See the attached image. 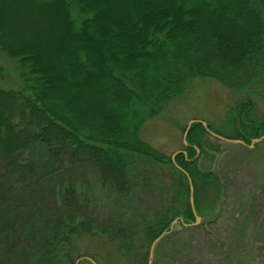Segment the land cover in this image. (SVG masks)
<instances>
[{
    "label": "trees",
    "instance_id": "trees-1",
    "mask_svg": "<svg viewBox=\"0 0 264 264\" xmlns=\"http://www.w3.org/2000/svg\"><path fill=\"white\" fill-rule=\"evenodd\" d=\"M0 53L19 78L0 88V264H76L94 234L123 262L150 264L174 221L205 227L191 228L217 203L201 209L200 195L221 180L184 154L179 170L141 137L196 81L239 95L225 138L264 137V0H0ZM80 163L96 198L65 175Z\"/></svg>",
    "mask_w": 264,
    "mask_h": 264
},
{
    "label": "rangeland",
    "instance_id": "rangeland-1",
    "mask_svg": "<svg viewBox=\"0 0 264 264\" xmlns=\"http://www.w3.org/2000/svg\"><path fill=\"white\" fill-rule=\"evenodd\" d=\"M0 66L5 70L0 88L16 89L19 78L15 64L0 53ZM239 99L238 94L214 81H196L180 99L171 103L155 120L143 127V141L171 159L183 151L187 153L186 159H203L201 168L213 171V175L221 180L223 186L222 192L220 189H211L200 195L201 209L208 207L212 210L213 203H217V210L212 211L215 216L211 217V212H206V216L197 213L200 221L197 223L195 218L193 225L197 224L191 228L203 223L206 226L199 231H183V226L175 225L170 233L162 237L164 239L170 236V241L164 239L165 244L158 247L161 239L155 246L153 262L157 258L161 264L166 261L173 264H264L260 259L256 261L257 255L261 254L260 245L264 241V137L251 142L233 140L239 143H232L231 139L223 141L212 136L201 124L205 123L218 136L225 138L234 135V128L229 122L232 119L237 121L235 104ZM255 100L257 117L264 120V102ZM195 125H201L206 134L195 129ZM238 127L240 128L239 123ZM189 136H196L198 144L190 143ZM257 140L258 142H254ZM176 159L178 158L172 161L176 163ZM175 166L180 170L177 163ZM65 175L80 182V188L82 186L83 191L93 198L99 196L98 187H95L97 177L86 163L73 166ZM247 221L250 224L248 227ZM103 242V238L96 234L88 237L87 242L80 247V252L85 257L76 264H129L127 261L123 262L118 250L108 242H105L103 252ZM182 243L186 248L182 253L177 252ZM222 244H225L223 249ZM231 245H235L238 250H230ZM102 257L106 261H101ZM234 258L235 262L231 261Z\"/></svg>",
    "mask_w": 264,
    "mask_h": 264
},
{
    "label": "water",
    "instance_id": "water-1",
    "mask_svg": "<svg viewBox=\"0 0 264 264\" xmlns=\"http://www.w3.org/2000/svg\"><path fill=\"white\" fill-rule=\"evenodd\" d=\"M204 127H205V129L212 135V136H214V137H216V138H218V139H221V140H223V141H229V140H227V139H225V138H223V137H221V136H218V135H216V134H214V133H212L210 130H209V128H208V126L205 124V123H201ZM230 142H232V143H239V141H230ZM254 142H258V140L257 141H254ZM181 153V152H180ZM180 153H177V154H175L173 157H172V160L173 161H175V157H177ZM184 154H186L185 152H184ZM184 172V171H183ZM185 173V172H184ZM186 174V176L188 177V179H189V183H190V187H191V207L193 208V210H195V206H194V188H193V184H192V181H191V179H190V177H189V175L187 174V173H185ZM196 219H197V223H199V221H200V218H198L197 217V215H196ZM180 222V220H176V221H174L173 223H172V225H171V229L175 226V225H177L178 223ZM196 223V224H197ZM195 224V225H196ZM166 234H168V233H164L160 238H158L156 241H155V243L153 244V246H152V249H151V255H150V259H151V261H152V258H153V252H154V248H155V246L157 245V243L162 239V237H164V235H166ZM151 261H150V264H151Z\"/></svg>",
    "mask_w": 264,
    "mask_h": 264
}]
</instances>
